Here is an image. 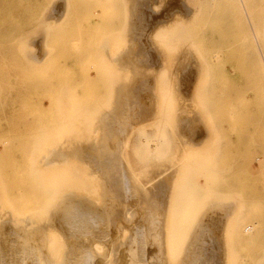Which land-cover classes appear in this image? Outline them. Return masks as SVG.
<instances>
[{
    "label": "rangeland",
    "instance_id": "rangeland-1",
    "mask_svg": "<svg viewBox=\"0 0 264 264\" xmlns=\"http://www.w3.org/2000/svg\"><path fill=\"white\" fill-rule=\"evenodd\" d=\"M0 250L264 264V0H0Z\"/></svg>",
    "mask_w": 264,
    "mask_h": 264
},
{
    "label": "bare ground",
    "instance_id": "bare-ground-1",
    "mask_svg": "<svg viewBox=\"0 0 264 264\" xmlns=\"http://www.w3.org/2000/svg\"><path fill=\"white\" fill-rule=\"evenodd\" d=\"M57 8V7H56ZM104 42H105V40H104ZM163 96V95H162ZM163 99H165L164 97H162ZM162 100V99H161ZM163 101H165V100H163ZM162 102V101H161ZM164 102H162V107H161V110L163 109V108H165L164 107ZM162 112H163V110H162ZM201 133V132H200ZM201 137V136H200ZM201 139V138H200ZM192 145V144H191ZM77 147V146H76ZM91 147H92V145H91ZM180 147H181V152L182 153H184L185 152V146L182 144V145H180ZM80 149V148H79ZM90 149H92V148H90ZM76 150V149H75ZM93 150H95V149H93ZM78 151V150H77ZM84 151V150H83ZM62 152V151H61ZM75 152V151H74ZM94 152V151H93ZM79 153H80V151H79ZM96 153V152H95ZM60 154V153H59ZM59 154H57L56 153V155L55 156H51V158L50 159H48L47 158V160L46 161H40L41 162V165H40V167L41 168H44L45 169V167H48L49 165H51V164H54V163H56L57 162V158L59 159V157H61V155H59ZM53 155V154H52ZM93 155V154H92ZM63 156V155H62ZM84 156V155H83ZM86 156V155H85ZM64 158V157H63ZM43 159V158H42ZM44 159H46V158H44ZM93 159H95V158H93ZM96 159H97V157H96ZM64 160V159H63ZM61 161V160H60ZM98 161V160H97ZM97 161L95 162V163H97ZM61 163V162H60ZM97 165V164H96ZM109 166H111V165H109ZM110 168V167H109ZM117 168V167H116ZM153 170V169H152ZM41 172V171H40ZM43 172V171H42ZM152 172V171H151ZM44 173V172H43ZM117 173H118V171H117ZM70 201V199H66V201H65V203H68ZM254 225H256L255 223L254 224H241V225H238V226H235L234 227V229H235V234H233L234 236L236 235V238L239 240V239H241V242H248V241H250V240H252L254 237H255V235H256V227L257 226H254ZM234 229H233V231H234ZM186 239V238H185ZM213 244V243H212ZM202 246H203V244H201ZM208 245V244H207ZM211 245V244H210ZM213 247V246H212ZM4 248V247H3ZM203 248V247H202ZM2 249V248H1ZM6 249V248H5ZM26 248L24 247V248H20V249H18V251H19V253L21 254V255H24L27 251L25 250ZM205 249V248H204ZM211 250V249H210ZM1 252H2V250H0ZM4 251V250H3ZM10 251L12 252V251H14V248L13 249H10ZM206 251V250H205ZM1 252H0V255H1ZM31 253V252H30ZM212 253V252H211ZM6 254V253H5ZM33 253H31V255H32ZM35 254V253H34ZM40 254V253H39ZM38 253H36V255H39ZM4 255V254H3ZM18 255V254H17ZM2 256V255H1ZM25 256V255H24ZM212 257V256H211ZM27 258V257H26ZM4 259V258H3ZM20 259V258H19ZM41 259V258H40ZM194 259V258H193ZM211 259V258H210ZM7 260V259H6ZM26 260V259H25ZM33 260V259H32ZM39 260V259H38ZM20 261V260H19ZM25 264V263H24Z\"/></svg>",
    "mask_w": 264,
    "mask_h": 264
}]
</instances>
